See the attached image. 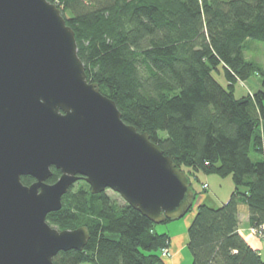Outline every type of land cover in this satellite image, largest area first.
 <instances>
[{
  "label": "trees",
  "instance_id": "1",
  "mask_svg": "<svg viewBox=\"0 0 264 264\" xmlns=\"http://www.w3.org/2000/svg\"><path fill=\"white\" fill-rule=\"evenodd\" d=\"M50 1L75 31L88 80L186 172L194 202L197 172L232 176L227 201L196 209L191 264H264L239 231L238 209L247 204L251 225L264 224V67L245 56L251 41L264 42V0ZM253 77L260 87L238 96L237 83ZM60 175L53 167L49 182ZM85 184L47 216L60 230L90 231L83 250L61 251L55 264H167L171 235L160 224Z\"/></svg>",
  "mask_w": 264,
  "mask_h": 264
},
{
  "label": "water",
  "instance_id": "2",
  "mask_svg": "<svg viewBox=\"0 0 264 264\" xmlns=\"http://www.w3.org/2000/svg\"><path fill=\"white\" fill-rule=\"evenodd\" d=\"M53 167L61 175L50 183ZM81 179L156 224L194 204L186 172L88 80L61 8L0 0V264H55L59 252L85 248L87 226L60 230L47 220Z\"/></svg>",
  "mask_w": 264,
  "mask_h": 264
},
{
  "label": "rangeland",
  "instance_id": "3",
  "mask_svg": "<svg viewBox=\"0 0 264 264\" xmlns=\"http://www.w3.org/2000/svg\"><path fill=\"white\" fill-rule=\"evenodd\" d=\"M245 56L248 60H252L255 62H258L264 67V42L260 41H251L248 45V47L245 50ZM216 76L218 77L219 80H221L223 83H226V78L224 76V71L221 69L220 72L216 71ZM260 87V80L259 77H253L249 79L248 81H245L244 83H237L236 91L237 95L241 96L242 94L246 93L247 90H254L256 88ZM193 186L196 188L198 191V196L193 204L192 211L194 209H197L198 207V202L201 201L202 203H207L212 206H220L221 202H225L229 199L233 187H234V182L232 179L231 175L228 176H220L215 173H206L204 171H199L197 172L196 176L192 178ZM88 183V182H87ZM207 186H205V184ZM89 184V183H88ZM85 184V180H81L77 182L73 189L74 191H78L80 187H82ZM90 185V184H89ZM91 187V186H90ZM107 195L115 201L116 203L123 205L127 201L118 193L115 192L112 189H107L106 190ZM192 211H189L185 216L190 215ZM185 216L179 220L173 221V222H168V223H162L158 226L159 231H164L166 230L169 226L170 227H175L176 230H181L183 227V224L185 223ZM179 228V229H177ZM250 232H251V227H250ZM257 236V235H255ZM259 237V236H258ZM261 238V237H260ZM189 255L191 254L189 249H188ZM171 255L170 249H169V254L165 255L162 250V256L164 258L169 257Z\"/></svg>",
  "mask_w": 264,
  "mask_h": 264
},
{
  "label": "crops",
  "instance_id": "4",
  "mask_svg": "<svg viewBox=\"0 0 264 264\" xmlns=\"http://www.w3.org/2000/svg\"><path fill=\"white\" fill-rule=\"evenodd\" d=\"M223 202H221V204ZM201 203H202L201 201L198 202V204ZM238 209L240 214V225H239L240 233L246 238V240L250 243V245L255 249H257L260 252V254L264 257V239L255 236L250 232V227H252V225L249 220V216H250L249 206L247 204H240L238 206ZM195 214H196V209H194L190 213V215L185 216V221H184L185 223L183 224L181 230H176L175 227H170V226L166 230H164V232H168L171 235V244L169 247L171 255L165 258L167 264H191L192 256L191 254L189 255L188 253V242H189L188 228L192 223Z\"/></svg>",
  "mask_w": 264,
  "mask_h": 264
},
{
  "label": "built area",
  "instance_id": "5",
  "mask_svg": "<svg viewBox=\"0 0 264 264\" xmlns=\"http://www.w3.org/2000/svg\"><path fill=\"white\" fill-rule=\"evenodd\" d=\"M205 186H207V184ZM251 234L257 235V236L261 237L262 239H264V224H261L259 226H252L251 227ZM163 253L165 255L169 254V248L163 249Z\"/></svg>",
  "mask_w": 264,
  "mask_h": 264
},
{
  "label": "flooded vegetation",
  "instance_id": "6",
  "mask_svg": "<svg viewBox=\"0 0 264 264\" xmlns=\"http://www.w3.org/2000/svg\"><path fill=\"white\" fill-rule=\"evenodd\" d=\"M30 177H32V176H30ZM34 181H35V178L32 177V181H31V183L34 182ZM48 182H49V180H48Z\"/></svg>",
  "mask_w": 264,
  "mask_h": 264
}]
</instances>
